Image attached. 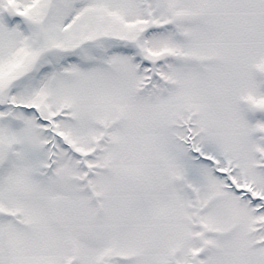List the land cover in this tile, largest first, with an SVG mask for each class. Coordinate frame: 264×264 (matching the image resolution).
<instances>
[{"label":"snow or ice","instance_id":"6c2138e0","mask_svg":"<svg viewBox=\"0 0 264 264\" xmlns=\"http://www.w3.org/2000/svg\"><path fill=\"white\" fill-rule=\"evenodd\" d=\"M0 264H264V0H0Z\"/></svg>","mask_w":264,"mask_h":264}]
</instances>
